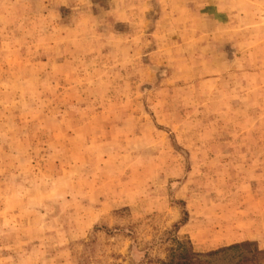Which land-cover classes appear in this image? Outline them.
I'll list each match as a JSON object with an SVG mask.
<instances>
[{
  "label": "rangeland",
  "instance_id": "obj_1",
  "mask_svg": "<svg viewBox=\"0 0 264 264\" xmlns=\"http://www.w3.org/2000/svg\"><path fill=\"white\" fill-rule=\"evenodd\" d=\"M264 250V0H0V264Z\"/></svg>",
  "mask_w": 264,
  "mask_h": 264
},
{
  "label": "trees",
  "instance_id": "obj_2",
  "mask_svg": "<svg viewBox=\"0 0 264 264\" xmlns=\"http://www.w3.org/2000/svg\"><path fill=\"white\" fill-rule=\"evenodd\" d=\"M158 264H264V250L255 241L245 240L219 248L196 251L189 239L173 235L164 259Z\"/></svg>",
  "mask_w": 264,
  "mask_h": 264
}]
</instances>
